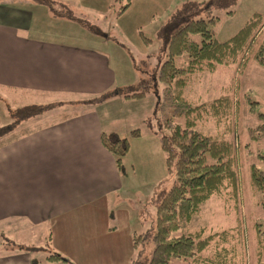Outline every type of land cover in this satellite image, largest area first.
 <instances>
[{"label": "crops", "instance_id": "crops-1", "mask_svg": "<svg viewBox=\"0 0 264 264\" xmlns=\"http://www.w3.org/2000/svg\"><path fill=\"white\" fill-rule=\"evenodd\" d=\"M53 1L74 18L31 0H0V93L11 94V102L23 107L43 108L68 97L72 105L60 104L78 105L71 113L52 109H57L55 118L46 116L52 119L39 120L41 125L9 141L0 138V264H88L90 259L113 264L131 250L141 230L142 206L134 201V189L143 176L134 169L129 176L121 173L115 156L102 145V133L129 139L130 132L115 126L117 108L100 113L99 103L86 104L109 92L117 73L97 45L101 37L88 32L90 22L72 7L88 16L111 12L124 30L133 32L150 26L155 16H170L188 0ZM114 98L121 108L148 99ZM153 103L155 115L157 98ZM49 111L44 107L40 114ZM152 135L146 137L157 138ZM142 138L141 131L132 143ZM51 253L68 261L50 262Z\"/></svg>", "mask_w": 264, "mask_h": 264}, {"label": "trees", "instance_id": "trees-1", "mask_svg": "<svg viewBox=\"0 0 264 264\" xmlns=\"http://www.w3.org/2000/svg\"><path fill=\"white\" fill-rule=\"evenodd\" d=\"M37 5L51 8L56 14L74 16L71 11L56 6L53 0H31ZM239 0H212L207 6L201 0L184 2L163 25L158 36L163 41V50L168 59L158 69L155 83L157 106L155 119L160 136V146L166 159L169 175L175 177V183L169 190L155 193L152 203L155 206L154 248L149 261L133 259L132 264H171L180 260L191 264H247V235L244 228H235L208 233L205 228L194 233L184 232L212 197H223L227 203H234L238 210L242 200V167L239 143L232 136L235 133L236 115L240 102L227 90L226 94L209 102L192 103L186 96L188 87L196 75L213 73L218 66H236L242 73L251 61L264 67V17L253 13L240 30L226 41L214 38L210 24L219 17L207 15V9L226 10L228 15L235 11L233 7ZM117 3V1L113 2ZM125 8H119V16ZM199 37L198 43L194 38ZM147 44L152 40L144 38ZM184 54L188 56L187 67H177L175 59ZM144 90L138 93L121 95L128 100H142L147 96L149 81L141 83ZM232 92V91H231ZM93 98L86 104L94 105L107 96ZM239 103V104H238ZM254 105L257 103H253ZM38 106H25L17 110L18 123L0 128V137L10 133L14 125H19L40 113ZM66 117V116H64ZM264 117V116H263ZM214 121L217 127L225 126V132L218 131L208 135L199 130L200 124ZM235 125V127H234ZM24 133V131H22ZM251 138L259 142L264 138V124L251 129ZM140 130L132 132V138L140 137ZM102 145L115 156L118 170L123 173V160L130 151V140L116 133H102ZM4 143L0 145L3 146ZM250 144L246 143V149ZM250 155L254 154L249 149ZM264 160V154L256 153ZM249 178L252 190L260 195L259 205L264 209V171L250 163ZM143 216V214H142ZM256 264H264V228L255 223ZM145 234H135L133 248L139 250ZM50 262H66L65 257L51 253Z\"/></svg>", "mask_w": 264, "mask_h": 264}, {"label": "rangeland", "instance_id": "rangeland-1", "mask_svg": "<svg viewBox=\"0 0 264 264\" xmlns=\"http://www.w3.org/2000/svg\"><path fill=\"white\" fill-rule=\"evenodd\" d=\"M201 1L207 6L212 3V0ZM72 9L80 19L90 22L89 27H87L88 32L91 30L94 36L101 37L103 43L97 45L100 47L99 49L107 53L112 67L117 73L116 83L109 91V94L104 98L102 97L101 101L97 100L93 102L95 105L99 103L97 108L100 113L117 108L113 112H119L120 117L114 119L115 126L125 129L124 131L129 130L130 132L129 140L132 149L130 150L129 159L126 160L124 158L125 160H123V174L126 175L128 173L129 176V170L134 169L136 172L140 170L143 176V180L140 181L139 179L138 181L139 188L134 189V201L139 202L138 204L142 206L141 215L143 214V216L141 219V230L138 232V235L145 234L144 240L140 244L139 250H135L132 246L131 250L125 252V256L122 255L118 261L115 258L113 264H131L133 259L146 262L150 260L154 248L153 239L155 235L156 215L152 200L156 195L155 193L160 190H169L175 183V177L169 175L166 168V156H164L160 147V136L157 133L159 129L153 109V105L156 102L153 103V101L157 98V89L158 91L161 89L155 83V77L159 67L168 59L167 53L163 50V41L159 38L158 31L168 22L172 14L167 17H162L161 15L155 16L152 18L153 23H150V26H142L140 29L137 28V30L132 32L124 30L119 25L118 18H114L109 14L111 12H108V17L100 15L88 16L87 13L85 14L77 6H73ZM207 10L208 14L204 13L206 19H208L207 15L209 14L213 17H219L215 23L210 24L214 38L219 41H226L240 30L253 12L258 11L264 16V0H239L237 5L233 7L235 12L231 15H228L226 10L218 8ZM144 38L152 40V42L147 44ZM194 39L198 43L201 42L199 37H195ZM187 64V54L175 59L177 67H187ZM145 80L149 81L148 99L145 102L136 103L131 107L121 108L122 106H119L116 101L117 99L114 97L116 95L121 97V95L143 91L144 86L141 83ZM227 90H230V93L240 102L239 112L233 121V124H235L234 122H237V124L235 133L232 136L239 143V153L241 154V205L237 210L234 203H227L223 197L214 196L202 206L201 212L194 217L184 232L194 233L205 228L208 233H215L241 225L247 235L246 263L256 264V234L254 225L255 223H259L264 228V209L259 205L260 195H257L250 186L249 165L250 163H254L260 170L264 171V160L260 156H256V153L259 152L264 154V138H261L259 142L254 141L251 138L250 130L264 124V67L251 61L247 68L242 73H239L234 65H220L213 73L196 75L186 91V96L192 103L198 104L219 98L226 94ZM9 96L11 94L4 95V93H0V111H3L1 112V124L4 126L12 125L15 118H17L18 123L21 120L18 118L20 112H16L20 108H23V106L13 104ZM57 102H66L72 105V97L62 98ZM60 103L44 106L49 108L50 111L43 115L40 113L36 114L35 116L42 115L37 119L24 120L21 122L24 125L21 123L17 126L14 125L10 134L5 135L6 140L9 141L10 138H14L23 130L24 132H28L34 126L41 125L42 123L39 120L43 118L45 121L52 119L46 116L55 118L56 116L54 115H56L57 109H60L59 113H71L72 109H77L78 107L76 104L70 109V107H66ZM253 103L257 104L254 105ZM59 104L60 108L58 107ZM44 107H40V109H44ZM55 108L57 109L54 113L52 109ZM198 129L208 135H215L218 131L220 133L225 132L226 128L225 126L217 127L214 121L210 120L200 124ZM136 130L142 131L143 138L138 139L140 141L133 144L132 132ZM150 132L154 136H157L158 139L146 137L148 134L153 136ZM0 138L4 140L3 136ZM246 143L250 144L247 149L245 147ZM249 149H252L254 154L250 155L247 152ZM35 243L43 246L46 244L43 241ZM262 259L264 262V255ZM88 264L97 263H94L90 259ZM171 264L191 263L176 260Z\"/></svg>", "mask_w": 264, "mask_h": 264}]
</instances>
